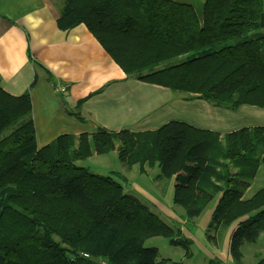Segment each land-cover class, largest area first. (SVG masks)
<instances>
[{
  "label": "trees",
  "instance_id": "1",
  "mask_svg": "<svg viewBox=\"0 0 264 264\" xmlns=\"http://www.w3.org/2000/svg\"><path fill=\"white\" fill-rule=\"evenodd\" d=\"M80 24L126 77L228 110L264 108V35L230 43L264 28V0H205L200 19L174 0H63L57 27ZM111 151L127 169L157 167L156 179L172 178L171 201L187 219L216 198L205 238L217 243L233 225L232 264H242L240 246L264 232V185L244 197L264 169V126L227 133L178 121L140 132L97 127L37 150L29 93L11 95L0 85V264L92 263L83 253L109 264H181L158 261L157 248L144 246L156 236L191 256L192 241L179 228L123 192L125 176L115 173L118 181L75 163Z\"/></svg>",
  "mask_w": 264,
  "mask_h": 264
},
{
  "label": "crops",
  "instance_id": "2",
  "mask_svg": "<svg viewBox=\"0 0 264 264\" xmlns=\"http://www.w3.org/2000/svg\"><path fill=\"white\" fill-rule=\"evenodd\" d=\"M62 1L0 0V85L11 95L29 93L37 149L61 134L77 136L97 127L140 132L178 121L227 133L264 126V108L243 104L228 110L126 77L83 24L57 27ZM174 1L190 4L201 18L205 0ZM261 169L252 182L259 177L264 185ZM230 228L223 237L225 248Z\"/></svg>",
  "mask_w": 264,
  "mask_h": 264
},
{
  "label": "rangeland",
  "instance_id": "3",
  "mask_svg": "<svg viewBox=\"0 0 264 264\" xmlns=\"http://www.w3.org/2000/svg\"><path fill=\"white\" fill-rule=\"evenodd\" d=\"M261 35H264V28L251 31L241 38L230 41V43L233 44L242 40L254 39ZM185 58L187 59V57L182 56L176 60L164 63L161 66L174 64ZM7 133L8 130L4 131L1 136ZM75 163L86 167L92 173L111 175L118 181L120 179L114 175L115 173L125 176L127 181L122 182L123 192L137 197L140 201L148 205L162 221L174 229L179 228L181 235L192 241L189 247L191 256L186 258L184 257V250L181 247L170 245L162 236L147 239L144 242V246L157 248L158 253L156 259L158 261L170 260L180 262L181 264H207L210 258L218 256L222 260L221 264H228L227 258L229 257L226 255L228 246L225 248V241L223 239L226 230L217 243H209L205 238V230L213 210L212 206L217 201L216 198L197 217L187 219L183 209L171 201L174 180L172 178L163 180L156 179L155 176L159 173L157 167L148 170L146 168L145 173H140L137 165H133L130 169H127L117 159L115 151L103 155H93L87 159L78 160ZM262 172H264L263 168L259 174H262ZM262 185V181L258 177L251 183L245 196L254 193ZM257 240L255 243L244 242L240 246L242 264H256L259 259L264 257V237ZM257 251L260 254H256Z\"/></svg>",
  "mask_w": 264,
  "mask_h": 264
},
{
  "label": "built area",
  "instance_id": "4",
  "mask_svg": "<svg viewBox=\"0 0 264 264\" xmlns=\"http://www.w3.org/2000/svg\"><path fill=\"white\" fill-rule=\"evenodd\" d=\"M60 91H63V88H59ZM83 256L85 258L91 259L92 263L90 264H109L106 260L102 259V258H93L90 257L87 253H83Z\"/></svg>",
  "mask_w": 264,
  "mask_h": 264
}]
</instances>
